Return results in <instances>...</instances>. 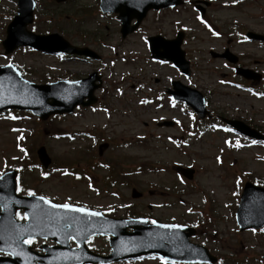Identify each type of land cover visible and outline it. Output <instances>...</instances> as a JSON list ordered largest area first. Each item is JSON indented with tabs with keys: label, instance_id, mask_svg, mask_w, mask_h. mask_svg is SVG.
I'll list each match as a JSON object with an SVG mask.
<instances>
[{
	"label": "rangeland",
	"instance_id": "obj_1",
	"mask_svg": "<svg viewBox=\"0 0 264 264\" xmlns=\"http://www.w3.org/2000/svg\"><path fill=\"white\" fill-rule=\"evenodd\" d=\"M16 11L17 0H0V66L14 63L27 71L29 80L40 84L86 78L96 70L103 75L104 85L97 93L99 105L80 108L72 115L46 122L36 117L0 118V174L11 167L23 169L18 178L21 191L32 190L59 204L100 210L116 218L135 215L194 226L198 231L193 241L219 258H228L225 263L222 260L224 264L246 260L260 264L264 232H241L235 211L240 184L254 179L264 183V147L251 146L227 129L193 132L196 118L154 92L171 87V79L194 83L214 116L239 119L264 131V97L232 87L230 82L246 87L252 82L246 85L234 79L235 73L209 54L223 50L232 35L228 30L264 33V0H217L206 19L225 33L221 40L197 23L190 5L150 13L143 29L124 40L118 34L119 25L101 16L95 0L65 4L40 0L33 27L38 33L58 32L74 45L91 48L102 60L90 64L60 62L28 50L6 57L1 42ZM182 27L189 28L183 46L193 74L189 83L172 69L151 65L144 43L145 36L176 37ZM232 43V52L243 55L242 64L263 75L256 88L264 92V47ZM172 119L179 127L157 125ZM105 143L100 154L99 146ZM41 146L52 158L46 172L37 158ZM177 165L194 168V179L180 178ZM133 188L143 194L140 199H132ZM30 244L36 248L54 245L49 240ZM90 245L97 253H111L106 238H95ZM135 264L164 262L150 258Z\"/></svg>",
	"mask_w": 264,
	"mask_h": 264
},
{
	"label": "water",
	"instance_id": "obj_2",
	"mask_svg": "<svg viewBox=\"0 0 264 264\" xmlns=\"http://www.w3.org/2000/svg\"><path fill=\"white\" fill-rule=\"evenodd\" d=\"M104 5L111 4L119 5L121 2L119 0H102ZM132 2L133 0H128ZM152 2L158 0H151ZM165 1V0H160ZM181 1H176L171 5L180 4ZM20 13L19 17L12 24L9 29V37L15 35H20L21 45H28L36 49H40L46 52H78L80 54H88L85 50H79L73 48L66 42L61 36L57 34H53L50 36H36L30 32L26 31L27 24L32 22V12L34 7L33 0H20ZM125 6V5H124ZM166 6V5H161ZM128 8V7H126ZM158 8V7H157ZM130 9V8H128ZM146 10V9H145ZM13 28V30H12ZM7 69L0 68V110L5 109L7 107H17L23 109L32 110L34 113L40 115L43 118H47L51 114H62V113H71L73 109L82 103L84 97L91 96L94 89L89 88L86 94L82 93L79 89H77L75 84H70L67 82H59L56 84H51L47 86H37L31 83H28L22 78H20L19 74L12 68ZM180 92V95L183 96L184 99H191L188 97L189 94ZM194 93L192 96L196 98V103L194 107L200 111L201 108H204V102L202 101V96L198 92ZM201 97V98H200ZM202 99V100H201ZM240 131H245V128L242 124L237 123L234 124ZM252 135V134H251ZM41 159L48 164L49 160L46 156V151L41 149L40 152ZM136 195V194H135ZM14 199V197H12ZM4 202V207H7V201L9 199L2 198ZM11 201V200H10ZM243 205L240 207L238 211V221L243 228L247 227H260L264 225V190L260 188H256L252 185H247L243 198ZM25 201L20 200L18 207H24ZM260 207V211L263 213L262 218L253 214L257 213L256 207ZM14 210L11 212V217L14 215ZM29 213V211H27ZM80 220L86 221L85 218H81ZM96 221V219H94ZM93 219H89L86 222L76 221L69 222L70 229L67 231L68 235L65 236V240L62 243V247L57 251L62 252L64 257H72L77 258L78 255L76 252H81V257H91L94 262H99L97 258H94L84 247L81 248L80 251H73L68 248V239L70 236L76 238L81 245L84 244L86 237L83 239H78V235L85 233L89 234V223L90 221H94ZM36 218L30 220L28 225L25 227L35 224ZM13 229L12 223L9 221H5V231L6 233H10ZM171 232L165 233V243H161L159 240L151 239L147 237L148 235H141L139 232H135L134 234L129 235L127 233H123L121 230H118L117 238L115 241L117 243H121L123 240L130 241L129 245H126L127 251H133L137 255L148 249H152L158 252H161L163 256L170 257L171 249L174 250L177 256L184 255L186 251H190L195 248L194 245L189 244L188 238L189 235H186L184 228H174L171 229ZM184 238L185 240H181ZM115 242V244H116ZM164 251V252H163ZM171 258V257H170ZM180 260L185 257L182 256L179 258ZM90 260V261H92Z\"/></svg>",
	"mask_w": 264,
	"mask_h": 264
},
{
	"label": "snow or ice",
	"instance_id": "obj_3",
	"mask_svg": "<svg viewBox=\"0 0 264 264\" xmlns=\"http://www.w3.org/2000/svg\"><path fill=\"white\" fill-rule=\"evenodd\" d=\"M29 195H32V193H29ZM43 199V198H41ZM45 203H48L47 201H45ZM52 207H63L65 210L67 211H75V212H84V209H80V208H71L68 204H64L62 206L60 205H52ZM88 215H96L95 213H86ZM175 227V226H173ZM25 243H31V241H25Z\"/></svg>",
	"mask_w": 264,
	"mask_h": 264
}]
</instances>
